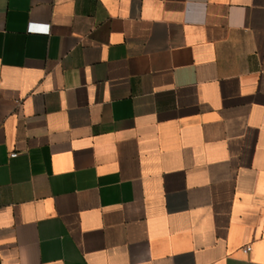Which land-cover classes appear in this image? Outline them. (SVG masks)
<instances>
[{
    "label": "crops",
    "instance_id": "crops-1",
    "mask_svg": "<svg viewBox=\"0 0 264 264\" xmlns=\"http://www.w3.org/2000/svg\"><path fill=\"white\" fill-rule=\"evenodd\" d=\"M0 264H264V0H0Z\"/></svg>",
    "mask_w": 264,
    "mask_h": 264
},
{
    "label": "built area",
    "instance_id": "built-area-1",
    "mask_svg": "<svg viewBox=\"0 0 264 264\" xmlns=\"http://www.w3.org/2000/svg\"><path fill=\"white\" fill-rule=\"evenodd\" d=\"M29 31H41V32H48L49 31V27L48 26H43V27H40V26H37L35 25L34 23H32L30 26H29ZM251 248L248 247L247 251H249Z\"/></svg>",
    "mask_w": 264,
    "mask_h": 264
}]
</instances>
